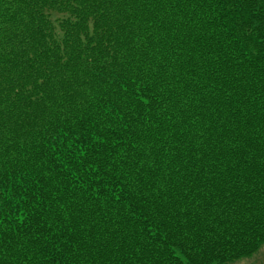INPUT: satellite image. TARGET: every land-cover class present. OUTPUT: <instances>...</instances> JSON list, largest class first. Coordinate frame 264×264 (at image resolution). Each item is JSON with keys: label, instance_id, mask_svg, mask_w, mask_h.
Here are the masks:
<instances>
[{"label": "trees", "instance_id": "16d2710c", "mask_svg": "<svg viewBox=\"0 0 264 264\" xmlns=\"http://www.w3.org/2000/svg\"><path fill=\"white\" fill-rule=\"evenodd\" d=\"M262 246L264 0H0V264Z\"/></svg>", "mask_w": 264, "mask_h": 264}, {"label": "rangeland", "instance_id": "374dc122", "mask_svg": "<svg viewBox=\"0 0 264 264\" xmlns=\"http://www.w3.org/2000/svg\"><path fill=\"white\" fill-rule=\"evenodd\" d=\"M229 264H264V246H262L252 257L234 261Z\"/></svg>", "mask_w": 264, "mask_h": 264}]
</instances>
